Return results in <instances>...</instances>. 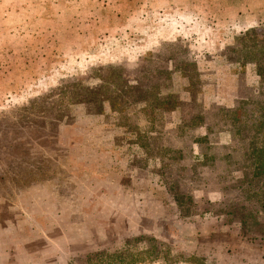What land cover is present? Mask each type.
Listing matches in <instances>:
<instances>
[{
	"label": "rangeland",
	"instance_id": "obj_1",
	"mask_svg": "<svg viewBox=\"0 0 264 264\" xmlns=\"http://www.w3.org/2000/svg\"><path fill=\"white\" fill-rule=\"evenodd\" d=\"M254 45L264 0H0V264H264Z\"/></svg>",
	"mask_w": 264,
	"mask_h": 264
},
{
	"label": "trees",
	"instance_id": "obj_2",
	"mask_svg": "<svg viewBox=\"0 0 264 264\" xmlns=\"http://www.w3.org/2000/svg\"><path fill=\"white\" fill-rule=\"evenodd\" d=\"M251 32H247L243 36L249 35ZM254 49L245 53V60H250L253 66V72L259 78V89L261 90L260 97L262 98V102L259 104H255L258 107V111H261L257 118L249 129L254 130V137L249 143V149L247 156L251 159V170H252V178L249 181V184L253 182V180H264V46L258 47L254 45ZM244 72V68H242V73ZM95 98V97H94ZM230 108V107H228ZM235 108V107H233ZM228 109L230 111V116L232 117V125L237 128L239 121V115L242 113V108L239 109ZM245 124V123H243ZM245 126H247L245 124ZM237 133H241V130L238 128ZM264 185V184H263ZM261 197H259V201L261 202V208L264 209V186L262 187Z\"/></svg>",
	"mask_w": 264,
	"mask_h": 264
}]
</instances>
